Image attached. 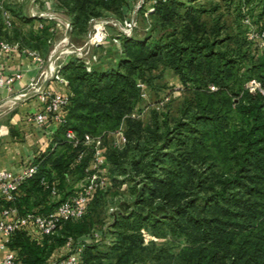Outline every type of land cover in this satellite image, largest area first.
<instances>
[{"label":"trees","instance_id":"16d2710c","mask_svg":"<svg viewBox=\"0 0 264 264\" xmlns=\"http://www.w3.org/2000/svg\"><path fill=\"white\" fill-rule=\"evenodd\" d=\"M54 1L80 33L91 19L118 15L129 2ZM9 11L28 28L6 29L0 11V42L47 55L52 24L34 33L30 19ZM246 16L264 31V0L160 1L150 42L134 44L124 38L119 62L109 72L78 58L61 65L68 104L60 110L63 123L47 119L57 126V147L35 159V174L19 185L13 201L1 197L0 210L14 209L18 217L54 210L89 175L94 151L85 137L102 141L121 126L125 144L121 149L110 146L105 160L111 173L121 170L132 176V200L112 216L113 238L105 252L98 251L106 233L101 231L97 239L95 226L86 227L98 190L80 220L61 221L50 236L34 228L15 231L7 246L14 264H47L69 239L84 245L82 264H264V97L244 88L250 79L264 83V58L250 50L242 23ZM158 69L178 77L184 96L176 118L154 114L149 126L129 115L140 102L137 82L152 88L147 74ZM68 131L74 140L66 138ZM53 172L59 183L47 205L50 191L42 181L52 185ZM143 232L179 240L178 248L172 252L167 244H144Z\"/></svg>","mask_w":264,"mask_h":264},{"label":"rangeland","instance_id":"374dc122","mask_svg":"<svg viewBox=\"0 0 264 264\" xmlns=\"http://www.w3.org/2000/svg\"><path fill=\"white\" fill-rule=\"evenodd\" d=\"M29 1L30 0H0L1 16L6 29L10 27L6 25L4 14L10 16V8L16 12H22V8L25 7ZM159 2L154 4L150 0H136L135 4H128L123 7L118 15L104 13L100 17L91 19L85 31L80 33L75 32L72 21L66 13V10L56 1L34 0L38 12L42 14L43 17H46V20L43 22L38 21L39 25L36 26V30L38 32L41 31L45 26L44 23L49 22L52 24L49 31L52 37L51 40L48 41L50 44L51 58L53 57L52 55L59 56L61 53H64L66 61L69 58L82 59L88 67L93 65L100 69L102 73H107L119 62L120 49H122L121 42L124 38L130 40L131 43L134 44L144 45L150 42V38L152 37L153 14ZM54 17L61 20L55 22L53 19ZM40 20H42V17ZM254 23L250 21L248 24H243L247 29V34L249 33L248 29L251 27L258 30ZM56 25L60 26L59 31L56 30ZM227 25L231 26L229 20H227ZM32 28L33 25L29 27V29ZM36 30L34 29V31ZM247 41L251 46L250 50H252L254 56L259 59L264 58V54L260 51L259 47H256V43L250 40L249 37ZM62 64L61 59L58 62L56 70H60ZM88 67L87 69H89ZM147 76L153 79V89L143 82H137V86L140 89V102L130 113L129 117L132 120L140 121L149 126L152 125V116L154 114H168L170 118H176L184 96L183 87L178 77L172 71L165 69H158L157 71L147 74ZM252 80L255 79H250L245 83V89L246 85ZM210 90L214 91L215 89L211 86ZM247 92L253 96L257 95L250 93L248 90ZM7 118L8 117L5 115L0 118V141L6 135ZM123 132L124 126H121V129L117 133L109 134L101 141V149L104 158L105 155L108 154L110 146L115 145L120 149L123 147L125 144L121 141V138L124 139ZM171 148L173 149V147ZM147 162L148 161L142 163L141 166ZM102 170L103 176L100 178L106 181L107 185L98 193V203L93 208V214L86 221L87 228L88 226H95V238L98 239V234H100L101 231L106 233V238L99 247L98 252L101 253L105 252L106 246L109 245L113 238L110 236L111 231L109 228L112 222V216L119 211V206L121 204L128 205L131 203L132 199L128 195V189L133 185L134 180H132V176L130 178L129 172L125 175L122 174L123 171L121 170H115L111 173L108 163H106V166L102 168ZM140 178L138 169L135 179L138 181ZM84 182L85 181L81 182L74 191H79L81 186L85 184ZM145 186L150 188L154 186V183H145ZM142 237L144 239V244H148L152 241L157 245V248L167 244V248L172 249V252H175L180 242L171 237L155 239L146 232L142 233ZM68 244L69 247H67L69 252L67 257L80 249H82V252L84 250V245L75 239H69L66 245ZM156 264H163V261H158Z\"/></svg>","mask_w":264,"mask_h":264},{"label":"crops","instance_id":"0c3cea01","mask_svg":"<svg viewBox=\"0 0 264 264\" xmlns=\"http://www.w3.org/2000/svg\"><path fill=\"white\" fill-rule=\"evenodd\" d=\"M135 2L136 0H129L128 4H135ZM21 11L23 17L32 21L33 32L38 33L36 30V26L39 25L38 21L40 22L41 17L42 20H46V17L38 12L34 0H30ZM53 19L55 22L61 20L55 17ZM246 21L253 22V19L246 16L242 23L245 24ZM10 23L8 30L11 29L12 25L23 29V32L28 28L23 25L21 17L13 14L10 15ZM44 25H48V22ZM59 29L60 26L56 25V30L59 31ZM249 31L250 29H248ZM247 35L249 37V33ZM30 54H35L37 60ZM50 55V52L44 55L43 52L31 51L27 48H18L6 54L0 49V80L3 81L0 84V118L4 115L8 117L6 135L0 141V172H7L14 178L21 176L29 167H33L32 164L36 158L53 151L57 147L53 143V137L57 131L55 124L46 122L38 126L34 122L28 121L29 117L43 111L44 105L38 93H52L62 97L69 95L66 84L52 78V73L58 62L61 59L62 63L66 61L65 54L52 55V58ZM32 81L35 82L33 87L30 86ZM76 161L79 159L77 158ZM90 164L91 162L88 168H90ZM85 179L76 183L74 189ZM52 182V185H49L48 181H42L44 190L50 191V197L46 201L47 205L52 200L51 190L55 189L59 183L55 172L52 173ZM74 192L76 191H73L72 195ZM34 211L36 212L37 209ZM68 252L67 245L56 249L47 264H57L67 257ZM8 253H10V249L3 246L0 239V264Z\"/></svg>","mask_w":264,"mask_h":264},{"label":"built area","instance_id":"2783aa9c","mask_svg":"<svg viewBox=\"0 0 264 264\" xmlns=\"http://www.w3.org/2000/svg\"><path fill=\"white\" fill-rule=\"evenodd\" d=\"M154 4L159 1L164 0H150ZM6 25L10 27V16L4 14ZM246 24L249 22L246 21ZM99 36V35H98ZM249 38L256 46L259 47L260 51L264 54V31L250 28ZM0 49L2 52L8 54L11 51L17 50L18 47L15 45H9L6 43L0 44ZM33 55L36 60L37 57ZM52 78L55 81L66 82L59 75V70H54L52 73ZM3 81L0 80V84ZM35 82L32 81L30 86L33 87ZM246 89L250 93L258 94L264 97V83L252 80L246 85ZM41 102L44 105L43 111L35 116L29 117V122H34L36 125L40 126L47 122L48 117L53 116V122L55 124L63 123L60 117V110L68 104V97H62L59 95H54L52 93H38ZM66 138L68 140H74V134L71 131L66 132ZM124 143V139L121 138ZM85 145L87 147L93 148V156L90 164V174L84 180L85 184L81 186L79 191L74 192V194L67 198L65 201L61 202L54 210L46 214L30 213L25 216L18 217L17 211L14 209L0 210V239L3 246H8L11 235L22 228H34L42 236H50L54 233L58 223L61 221L68 220H80L85 212L86 206L93 194L102 190L105 187L106 181L102 178L103 170L106 166V160L103 156V151L101 147V141L98 138L85 137ZM82 154H79L78 159H81ZM35 174V167H29L25 170L21 176L14 178L11 174L7 172H0V194L5 201L11 202L14 200V195L18 191L19 185L27 178L32 177ZM51 196H56V190H51ZM69 247V244L67 245ZM82 254V249L75 253H71L66 259L59 261L57 264H82L79 260V256ZM1 264H14V255L10 252L8 253Z\"/></svg>","mask_w":264,"mask_h":264}]
</instances>
